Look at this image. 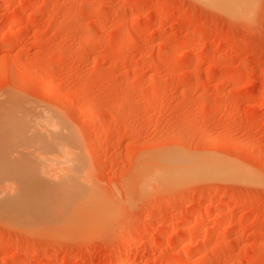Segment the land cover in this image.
Instances as JSON below:
<instances>
[{
    "label": "rangeland",
    "instance_id": "374dc122",
    "mask_svg": "<svg viewBox=\"0 0 264 264\" xmlns=\"http://www.w3.org/2000/svg\"><path fill=\"white\" fill-rule=\"evenodd\" d=\"M203 3L0 0V264H264V0Z\"/></svg>",
    "mask_w": 264,
    "mask_h": 264
},
{
    "label": "bare ground",
    "instance_id": "6f19581e",
    "mask_svg": "<svg viewBox=\"0 0 264 264\" xmlns=\"http://www.w3.org/2000/svg\"><path fill=\"white\" fill-rule=\"evenodd\" d=\"M201 3L202 2H204L203 4H207V6H209V5H211L210 7H212V5H216V6H220L221 7V9H223L225 12L227 11V12H229L230 14H234L235 16L236 15H238L239 16V14H242V13H246V14H248L246 11H250V7H252L251 6V3L253 2V0H199ZM219 7V8H220ZM252 12V11H251ZM250 12V13H251ZM224 13V12H223ZM246 14H244V15H246ZM243 16V15H242ZM247 17V16H246ZM240 19V18H239ZM241 19H242V17H241ZM245 19V18H244ZM248 19V18H247ZM13 103V102H12ZM11 109V108H10ZM5 110V109H4ZM14 110V109H13ZM6 112V111H5ZM16 112H18V111H16ZM10 113H13V112H10ZM14 114V113H13ZM17 114V113H16ZM22 114V113H21ZM47 114V113H46ZM1 115V114H0ZM3 115H6V114H3ZM10 115V114H9ZM47 117V116H46ZM17 118H19V117H17ZM24 118V117H23ZM44 118V117H43ZM43 118H42V123H43V121H45V120H43ZM26 119H27V117H25V121H26ZM45 119V118H44ZM49 119V118H48ZM33 120V119H32ZM24 121V122H25ZM35 121V120H34ZM40 121V122H41ZM49 121V120H48ZM47 121V122H48ZM51 121H52V119H51ZM23 122V123H24ZM22 123V124H23ZM36 123H38V122H36ZM36 123H34V124H36ZM59 123V122H58ZM27 124V123H26ZM33 124V123H32ZM33 124V125H34ZM44 124L47 126V128H49V125H51V123L49 124V122L46 124L45 122H44ZM52 124H53V121H52ZM30 125V124H29ZM41 125V124H40ZM43 125V124H42ZM57 125L59 126V124H57L56 123V126L55 127H57ZM31 126V125H30ZM36 126V125H35ZM53 125H52V127L51 128H53L54 127ZM21 127V125H17V124H12V125H10V126H8L7 128L6 127H2V125H0V139L2 138L4 141H6V142H11V140H12V137H13V135H14V133H16V131L15 130H17V129H19ZM36 127H38V126H36ZM43 127H44V125H43ZM58 128H60V127H58ZM34 129V128H33ZM42 129V128H41ZM46 129V128H45ZM62 129V128H61ZM67 129V128H66ZM20 130V129H19ZM38 130V129H37ZM49 130H50V128H49ZM63 130V129H62ZM15 131V132H14ZM32 131V130H31ZM39 131H40V129H39ZM45 131V130H44ZM52 131V130H51ZM57 131H59V129L57 130ZM61 131V130H60ZM68 131V130H67ZM42 132H43V129H42ZM63 132V131H62ZM30 133V132H29ZM43 133H45L46 134V132H43ZM42 133V134H43ZM52 133H53V131H52ZM56 133V132H55ZM60 134H61V132H59ZM25 135H27V134H25ZM54 135H56V134H54ZM53 135V136H54ZM71 134H69V136H70ZM14 136H16V135H14ZM18 136V135H17ZM31 136V135H30ZM64 136V135H63ZM66 136H67V134H66ZM48 137V136H47ZM46 136H45V139H47L48 140V138H47ZM19 138V137H18ZM17 137H16V140L18 139ZM1 139V140H2ZM31 139V138H30ZM50 140H54V139H52V138H49ZM47 140H46V143H47ZM49 140V141H50ZM65 140V139H64ZM70 140V139H69ZM73 140V139H72ZM3 141V142H4ZM58 141H59V139H58ZM60 141H62L63 142V139L62 140H60ZM2 142V143H3ZM44 142V141H43ZM65 142V141H64ZM73 142V141H72ZM46 143H43L44 144V146L46 145ZM69 142H67V144H68ZM74 143V145H75V141L73 142ZM78 143V142H77ZM7 144V143H6ZM10 144V143H9ZM8 144V145H9ZM48 146H46V150L43 152V156L45 157L46 156V158H47V156H48V158L50 159V160H54V161H51V162H53V163H65V162H63V160H65L64 159V155H62V151H68V148L69 149H71L70 147H72V149H73V144L71 145L70 144V147H68V148H66V147H64V146H62V145H60V144H58L57 143V145H53L54 143H51V142H48ZM63 144V143H62ZM11 145V144H10ZM63 145H65L66 146V144L64 143ZM34 146V145H33ZM1 147V146H0ZM75 147H78V146H74V148ZM39 149V148H38ZM40 149H41V147H40ZM69 150V153L71 154V152L74 150L75 151V154L73 155V156H79L80 157V155H77V152H76V149L77 148H75V149H73V150ZM40 151V150H39ZM80 151V150H79ZM74 153V152H73ZM164 153V152H163ZM172 153V152H171ZM63 154H65V153H63ZM50 156V157H49ZM53 156V157H52ZM169 156V155H168ZM43 157V158H44ZM51 157H52V159H51ZM63 157V159H60V158H62ZM79 157H76V159H79ZM165 157H166V159H165ZM47 158V159H48ZM41 159V158H40ZM42 160V159H41ZM58 160H62L61 162L60 161H58ZM161 160V159H160ZM159 160V162H157V160H156V164H159L160 166H164L165 167V165L167 166L166 168L167 169H169V171L170 170H172V171H176V173L177 172H181L182 174H186V176H187V174H191V173H194V174H198V175H209V176H211V175H214V176H216V175H220V176H223L222 174H228V175H237V171H236V169L235 168H233V167H230V166H224V165H217V164H209L210 163V161H208V162H205V161H203V162H200L199 164H197V165H194V164H192V161L190 160V159H188V158H183V157H181V156H179L178 155V153L175 155L174 153L173 154H170V156L169 157H167V156H164V158H162V161H160ZM195 160V159H194ZM78 162H80V161H78ZM148 162V161H147ZM163 162V163H162ZM197 162V161H196ZM162 163V164H161ZM212 163V162H211ZM60 164V165H61ZM67 164H68V162H67ZM155 164V165H156ZM164 164V165H163ZM58 165V164H57ZM59 165V166H60ZM65 165H66V163H65ZM69 166V165H68ZM70 166H72V165H70ZM53 167V166H52ZM65 166L63 165V168H64ZM62 168V167H61ZM62 168V169H63ZM158 168V167H157ZM48 169V168H47ZM55 170V169H54ZM60 171H62L61 169H59ZM63 170H65V168L63 169ZM161 170H163V169H161ZM55 171H57V170H55ZM60 171H58V173H60V174H62ZM165 171V170H164ZM172 171H170V172H172ZM66 172V171H65ZM70 173V172H69ZM160 173V172H159ZM193 174V175H194ZM62 175H64V173L62 174ZM192 175V174H191ZM227 175V176H228ZM205 177V176H204ZM203 177V178H204ZM175 181H176V179H175ZM90 186V185H89ZM31 198V197H30ZM43 198V197H42ZM10 199H12V198H10ZM13 199H14V197H13ZM12 199V200H13ZM32 199H34V198H32ZM16 200H18V199H16ZM15 200V201H16ZM28 200V199H27ZM9 201V200H8ZM14 201V202H15ZM33 201V200H32ZM84 203V202H83ZM7 204V203H6ZM85 204V203H84ZM11 205V204H10ZM90 205V204H89ZM21 206V205H20ZM0 207H2V208H4V203L0 200ZM17 208V207H16ZM15 208V209H16ZM20 210V209H19ZM18 210V211H19ZM83 214V213H82ZM8 215H9V213H8ZM7 215V216H8ZM12 215V214H11ZM44 215V214H43ZM53 215V214H52ZM88 215V214H87ZM86 215V216H87ZM13 216H15V215H13ZM18 216V215H17ZM11 217L10 215H9V219H14L15 220V218L17 219V221L20 219H22V221H25V223H28L27 221V219H28V217H30V216H19V217ZM11 217V218H10ZM46 217V216H45ZM82 217V216H81ZM88 217V216H87ZM93 219H94V217H92ZM30 219V218H29ZM34 219V218H33ZM84 219V218H83ZM82 219V220H83ZM6 220H7V218H6ZM13 220V223H15V221ZM27 220V221H26ZM36 220V219H35ZM38 220V219H37ZM99 221V220H98ZM87 222V221H86ZM7 223V222H6ZM9 223V222H8ZM11 223H12V221H11ZM32 223V222H31ZM84 223V222H83ZM16 224V223H15ZM34 224V223H33ZM95 224V223H94ZM204 234V233H203Z\"/></svg>",
    "mask_w": 264,
    "mask_h": 264
}]
</instances>
